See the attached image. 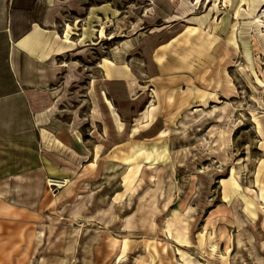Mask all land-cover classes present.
I'll list each match as a JSON object with an SVG mask.
<instances>
[{
    "label": "rangeland",
    "instance_id": "1",
    "mask_svg": "<svg viewBox=\"0 0 264 264\" xmlns=\"http://www.w3.org/2000/svg\"><path fill=\"white\" fill-rule=\"evenodd\" d=\"M63 1L87 72L0 163V264H264V0Z\"/></svg>",
    "mask_w": 264,
    "mask_h": 264
},
{
    "label": "crops",
    "instance_id": "2",
    "mask_svg": "<svg viewBox=\"0 0 264 264\" xmlns=\"http://www.w3.org/2000/svg\"><path fill=\"white\" fill-rule=\"evenodd\" d=\"M77 8L63 0H0V163L13 164L15 156H22L23 164L30 162L25 153L16 152L20 149L29 152L32 142L43 141L40 121L37 128L31 120L32 95L36 97L37 111L47 110L54 105L52 98L59 100L68 90L77 88L75 82L83 83L79 78L84 77L86 68L78 70L80 67L72 66L65 57L74 43L71 35L75 34L69 32L73 23H68L67 14L82 13ZM86 13L92 19L93 11ZM83 35L81 31L76 40ZM104 71L110 83L131 81L128 69L106 65ZM119 72L125 76L119 78ZM92 86L87 89L89 115L95 118L100 104L96 92L89 89ZM0 170L6 176L15 172L12 166Z\"/></svg>",
    "mask_w": 264,
    "mask_h": 264
}]
</instances>
